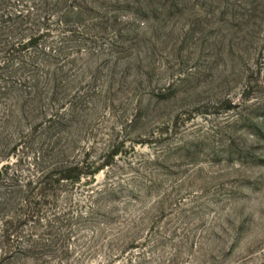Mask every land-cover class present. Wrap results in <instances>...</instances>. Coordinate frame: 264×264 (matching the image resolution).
Listing matches in <instances>:
<instances>
[{"label":"rangeland","instance_id":"rangeland-1","mask_svg":"<svg viewBox=\"0 0 264 264\" xmlns=\"http://www.w3.org/2000/svg\"><path fill=\"white\" fill-rule=\"evenodd\" d=\"M0 264H264V0H0Z\"/></svg>","mask_w":264,"mask_h":264}]
</instances>
